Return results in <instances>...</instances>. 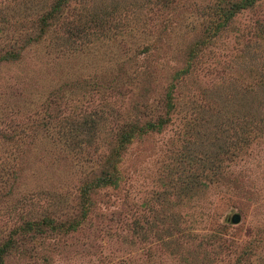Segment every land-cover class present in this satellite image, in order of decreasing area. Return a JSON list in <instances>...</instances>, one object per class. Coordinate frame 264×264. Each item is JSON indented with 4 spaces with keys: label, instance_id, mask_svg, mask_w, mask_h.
<instances>
[{
    "label": "rangeland",
    "instance_id": "1",
    "mask_svg": "<svg viewBox=\"0 0 264 264\" xmlns=\"http://www.w3.org/2000/svg\"><path fill=\"white\" fill-rule=\"evenodd\" d=\"M217 1L0 0V56L32 40L0 65V243L73 218L122 127L144 134L91 222L4 264H264V0L220 29Z\"/></svg>",
    "mask_w": 264,
    "mask_h": 264
},
{
    "label": "trees",
    "instance_id": "2",
    "mask_svg": "<svg viewBox=\"0 0 264 264\" xmlns=\"http://www.w3.org/2000/svg\"><path fill=\"white\" fill-rule=\"evenodd\" d=\"M233 1L234 0L217 1L216 5L219 23L215 26L216 28H223L233 16L247 8H252L259 0H236V3ZM50 15H48L46 19H43L44 27L49 26L47 23L51 19ZM35 40L34 38V41ZM31 42L32 40H30V43ZM30 43L26 41L18 49L9 50L3 56H0V65L20 61L23 52L28 48ZM174 104L172 90H169L165 95L163 104L165 115L156 114L152 120L150 119L145 123V128L149 130L164 128L168 122L167 116ZM131 125L132 124H129L128 127L124 125L116 138L117 140H115L117 141V145L114 147L112 156L109 160L110 163L113 161V164L109 165V162H107V164L102 166L99 170L84 177L78 202L74 206L76 208V213L73 215V218H67L65 221H60L59 223L52 219L33 220L25 224V226L14 229L12 236L6 242L0 243V264H4L5 260L14 251H22L27 256H34V243L49 236L50 232H75L86 222H91V217L96 213V208L98 207L97 193L109 186H117L121 178L118 165L121 164L120 162L124 158L123 156L127 150V146L132 143L134 138L136 139L144 135L143 132H139V124ZM183 158H185V164L190 167L194 165L197 168V163L190 154L188 156H186V154L183 155ZM203 170L205 169L203 168ZM14 172L16 173V171ZM36 257L38 256H34V258Z\"/></svg>",
    "mask_w": 264,
    "mask_h": 264
},
{
    "label": "water",
    "instance_id": "3",
    "mask_svg": "<svg viewBox=\"0 0 264 264\" xmlns=\"http://www.w3.org/2000/svg\"><path fill=\"white\" fill-rule=\"evenodd\" d=\"M231 222H232V224H234V225H238V224H240V222H241V216L238 215V214H235L234 216H232V218H231Z\"/></svg>",
    "mask_w": 264,
    "mask_h": 264
}]
</instances>
